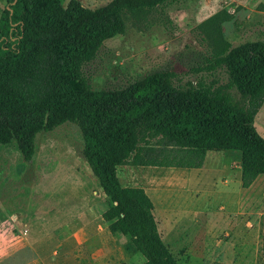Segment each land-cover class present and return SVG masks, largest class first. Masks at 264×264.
<instances>
[{
    "label": "rangeland",
    "instance_id": "1",
    "mask_svg": "<svg viewBox=\"0 0 264 264\" xmlns=\"http://www.w3.org/2000/svg\"><path fill=\"white\" fill-rule=\"evenodd\" d=\"M70 1L61 3L66 7ZM76 1L94 9L111 0ZM5 3L0 0V12ZM124 21V35L104 42L83 67L93 90H117L171 71L180 84L202 82L237 100L223 70L199 69L226 45L262 38L264 0H170L127 12ZM260 113L254 124L264 138ZM53 117L34 122L45 127ZM165 144L150 139L141 156L161 160L169 151ZM82 146L78 126L66 123L42 131L32 161L25 162L15 140L0 132V264H147L128 239L109 232L102 219L104 194L81 156ZM239 160L238 151L210 152L198 170L126 164L117 175L123 187L147 193L159 233L178 264H264V176L243 190ZM54 236L66 238L68 250L62 243L57 248Z\"/></svg>",
    "mask_w": 264,
    "mask_h": 264
},
{
    "label": "trees",
    "instance_id": "2",
    "mask_svg": "<svg viewBox=\"0 0 264 264\" xmlns=\"http://www.w3.org/2000/svg\"><path fill=\"white\" fill-rule=\"evenodd\" d=\"M169 1L111 0L91 9L76 0L66 7L61 0H6L0 14V132L31 162L42 131L76 124L81 156L104 194L103 221L147 264L178 262L159 233L151 199L142 188L121 185L119 166L198 170L207 153L238 151L243 190L264 176V138L254 124L264 104V33L259 40L222 47L199 69L223 70L237 100L202 82L180 84L171 71L117 90L95 91L85 77L83 67L104 42L124 35L127 12ZM47 114L54 115L49 125L34 122ZM150 139L169 148L161 160L141 156ZM260 237L264 259V215Z\"/></svg>",
    "mask_w": 264,
    "mask_h": 264
},
{
    "label": "crops",
    "instance_id": "3",
    "mask_svg": "<svg viewBox=\"0 0 264 264\" xmlns=\"http://www.w3.org/2000/svg\"><path fill=\"white\" fill-rule=\"evenodd\" d=\"M0 14H1V12H0ZM259 111H261L260 116H261V119L263 120V119H264V104H263V106L261 107V109H260ZM258 113H259V112H258ZM238 158H239V157H238ZM239 162H240V160H239ZM240 164H241V162H240ZM239 167H240V165H239ZM239 167H238V170L241 169V167H240V168H239ZM52 239L58 242V246H57V248H58V247H61L60 243L64 244V243H66V241H67L66 238H64V237H57V236L52 237ZM61 248H63V249L65 248V249H66V248H67V245L64 244V245H62ZM55 249H56V248H55ZM66 250H68V249H66ZM53 252H54V254H57V252H56L55 250H53ZM65 254H66V253H65ZM65 254H64V255H65Z\"/></svg>",
    "mask_w": 264,
    "mask_h": 264
}]
</instances>
